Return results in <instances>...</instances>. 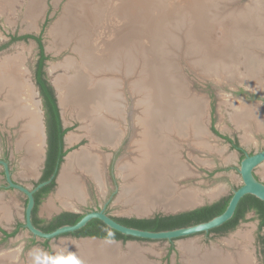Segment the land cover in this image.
<instances>
[{
	"label": "rangeland",
	"instance_id": "1",
	"mask_svg": "<svg viewBox=\"0 0 264 264\" xmlns=\"http://www.w3.org/2000/svg\"><path fill=\"white\" fill-rule=\"evenodd\" d=\"M38 1L8 0L4 5L0 2V62L8 57L19 59L23 78L35 93L34 100L42 116L41 121L47 135L44 104L35 83L39 44L34 38L12 41L11 37L29 35L40 39L49 57L45 67L46 75L55 90L56 97L58 96L57 100L60 101L58 106L63 126L68 129L64 137L66 158L61 164L55 187L42 201L38 214L46 219L53 218L59 211L72 210L82 214L105 208L106 212L113 217L148 219L159 214L182 213L184 210L189 211L192 207L208 204L210 201L216 202L232 195L233 191L241 186L238 169L242 157L224 137L238 142L246 154L251 155L264 150V12L249 11L250 6L260 4L263 0H158L157 3L164 10L160 14L154 12V19L158 16L160 22L157 25V33L155 31L156 36H153L154 40L150 41L147 35L140 32L139 36L131 38L123 46L124 68L126 70L128 61L134 58V73L140 85L146 79L148 61L154 58L158 63L174 66L173 72L182 78V85L186 84L189 87L192 92L191 98L196 97L200 102L203 100L207 102L204 113L202 115L198 113L194 119L195 126L202 129L196 135L197 137L195 133L180 139L173 137L177 157L187 168L188 174L183 179L174 181L175 189L172 195L188 191L194 196L192 201H196L193 206L176 209L161 204V201L167 197H164L165 192L151 191L149 194L138 196L140 188L136 187L139 183L135 177L126 180L123 177L121 164L128 165L133 162L138 166L139 161L146 160L144 156L137 157L133 151V143L144 138V128L138 123V116L136 117L139 125L137 130L133 129L132 118L128 117L123 122L125 130L123 137L113 144L104 143L92 134V119L88 115L81 116L78 105L74 102H67L66 106L62 105L55 81L58 78L69 79L76 74L72 63L79 66L81 57L74 48L86 33L79 29L77 32L69 33L63 45L58 44V40H55L56 37L52 33L55 26L66 15L69 6L80 1L40 0L42 5L37 17L31 14V6ZM192 2L202 7L204 11L201 15L208 18L201 20L197 17L190 6ZM233 3L238 10H231L236 14H228L227 11L230 12V10L227 6ZM175 5L182 6H177L174 11L172 9ZM206 10L209 11L208 14ZM246 13H249L251 27L246 26L248 25L246 23L242 30L240 27L231 25V20L236 18L237 22L238 17L235 16L238 14L246 16ZM200 21L205 30L212 29L211 37L207 40L217 43L218 50L211 51L213 49L205 43L206 40L202 37L203 32L198 28ZM123 25L126 26V20ZM93 35V39L97 35L96 40L99 33L96 32ZM191 47L196 48L192 50ZM131 75L126 77L124 87H126L128 101L133 103L131 89L129 91V85L134 83ZM178 80L180 82V78ZM145 89L138 92L139 100L143 103H145L146 94L149 93V90L144 93ZM3 99L0 96V109ZM244 106H248L245 109L254 108V112L261 115L259 124L253 118H248L247 128L235 122L233 116L237 113L236 110H241ZM95 116H98L97 113H93L92 117ZM22 127L23 121L19 120L16 124H12L7 116L0 112V159L9 163L15 182L33 188L44 166L47 153L46 138L45 154L42 155L41 161L35 170L28 169L25 164L27 151L20 147ZM212 127L218 134L213 132ZM139 128H142V131ZM73 135L75 139L72 141L70 137ZM83 148L89 149L87 152L92 151L95 156H101L99 159L104 160L106 189L102 191L92 176L80 168L76 171V175L84 180L85 191L80 198L70 197L72 206L67 207L59 194L61 171L68 155L80 152ZM139 152L141 154V150ZM133 156H136L135 159H132ZM256 171L259 180L264 182V164L258 166ZM7 185L4 168L0 166V227L8 234L18 230L12 237H7L0 231V264H81L70 254L67 257L66 253L69 252L70 247H74L76 251L80 250V243L84 240L71 235L52 241L34 238L23 226L26 195L8 188ZM131 200H135V203ZM155 200L160 203L156 205ZM47 204L52 205V212L45 210ZM138 204H141L140 209L136 207ZM246 235H248L247 238ZM261 235L263 231L260 230V219L254 212H250L235 230L225 235L199 233L173 241L128 240L117 241V243H119V255L126 257L125 260L128 262L131 259L130 247L140 251L145 264H189L192 257L205 256L214 251L236 252L243 247L249 255L248 264H264L262 245L259 242ZM235 242L240 248L232 245ZM35 252L38 257L33 258Z\"/></svg>",
	"mask_w": 264,
	"mask_h": 264
},
{
	"label": "bare ground",
	"instance_id": "2",
	"mask_svg": "<svg viewBox=\"0 0 264 264\" xmlns=\"http://www.w3.org/2000/svg\"><path fill=\"white\" fill-rule=\"evenodd\" d=\"M77 1L80 3L69 6L66 15L55 26L52 33L59 45H63L69 33L77 32L78 29L86 33L74 48L81 57L79 66L72 63L75 66L76 74L72 78H58L55 81L62 105L66 106L67 102H74L78 105L81 109L80 115H88L92 119V134L104 143L113 144L123 137L125 134L123 122L128 117L132 118L131 126L137 130L139 125L136 117L138 116V123L144 128V138L133 143V151L137 157L144 156L146 160L139 161L138 166L133 162L128 165L121 164L124 179L135 177L139 183L136 187L140 188L138 196L149 194L151 191L165 192L164 197H167L161 201L163 206L176 209L195 205L196 201H192L194 196L188 191L172 195L175 189L174 181L183 179L188 174L187 168L180 163L181 161L177 157L173 137L180 139L190 133H195L196 136L198 132H201L202 129L195 126L194 119L198 113L201 115L204 113L206 100L201 101L202 105L198 98H191L192 92L186 84L182 85L183 80L176 76V72H173L175 68L172 64L158 63L152 57L153 60L148 61L146 79L140 85L134 73V58L128 61L126 70L123 63V46L131 38L139 36L140 32H143L150 41L154 40L153 36H156L155 31L157 33V25L160 23L158 16L154 19V12L160 14L164 8L157 3L158 0ZM0 2L4 5L8 0H0ZM190 4L197 17L201 20L208 18L201 15L204 11L202 7L193 2ZM41 5L40 0L35 5L33 4L31 14L38 17ZM235 5L233 3L227 6V9L230 10V12L227 11L228 14H236L232 12L238 10ZM177 6L181 7L182 5H175L172 10L175 11ZM207 10L206 14L209 12ZM249 11L264 12V0L260 4L250 6ZM245 15L235 16L238 17L237 22L235 18L231 20V25L236 28L240 27L242 30L246 23L248 24L246 26H250L249 13ZM125 20L126 26L123 25ZM199 25L198 28L203 32L202 37L205 38V43L213 49L211 51L218 50L217 43L207 40L208 37H211L212 29L205 30L204 26H201V21ZM96 32L99 35L95 40L97 35L93 39V34ZM149 48H151V44ZM191 48L194 50L196 47ZM21 68V63L17 58L8 57L0 62V96L4 98L0 112L2 115H6L12 124H16L19 120L23 121L20 147L24 148L28 154L25 159L26 166L28 169L35 170L44 154L46 135L41 121L42 116L34 100L35 93L24 80ZM130 75L131 80L134 81L129 85L133 103L128 101L126 87H124V81H127L126 77ZM178 78H180V82ZM144 88H146L144 93L149 90L145 103L140 102L138 97L140 90ZM245 108L248 106L236 110L237 113L233 116L235 122L247 128L248 118H253L259 124L262 119L261 115L254 112V108ZM93 113H97L98 116L92 117ZM139 129L142 131V128ZM74 139V135L70 137V140ZM87 150L83 148L80 152L69 154L62 168L59 194L64 200L63 204L67 207L72 206L69 201L70 197L80 198L85 191L84 180L76 175V171L80 168L92 176L102 191L106 189L104 160L99 159L101 156H95L92 151L89 153ZM136 156H133L132 159H135ZM132 200L131 202L135 203V200ZM158 203L160 201H156L155 204ZM136 207L140 209L141 204ZM45 210L52 212V205L47 204ZM88 239L92 240L83 239L84 241L80 243V250L76 251L74 247H70L66 256L69 257L70 254L81 264H145L140 251L135 247H130L132 260L130 259L128 262L125 260L126 257L123 258L119 255L117 241L100 238ZM232 245L240 248L236 242ZM242 248L236 252H231V250L228 252L214 251L205 256L194 258L191 256L189 264H237V262L248 264L249 255ZM36 257L38 256L35 252L33 258Z\"/></svg>",
	"mask_w": 264,
	"mask_h": 264
},
{
	"label": "trees",
	"instance_id": "3",
	"mask_svg": "<svg viewBox=\"0 0 264 264\" xmlns=\"http://www.w3.org/2000/svg\"><path fill=\"white\" fill-rule=\"evenodd\" d=\"M34 38L39 44V59L38 66L35 72V83L39 89L40 95L43 100L44 109H45V123L47 130V157H46V170L42 177L43 180H46L51 174L56 172V169L61 166L66 151H62L64 148V137L68 132V129L64 128L60 108L58 106V100L55 94V90L51 83L49 82L45 67L46 61L49 59L44 51V46L40 39L34 36H23L15 37L12 36V41L20 39ZM53 150L56 152L54 156V164L52 171L47 174V167L49 166L50 160L53 158ZM59 150V152H58ZM242 154V151H239ZM54 179L52 187L55 186ZM232 195L222 198L212 204H207L200 208H197L192 211H186L174 215H156L152 218H126V217H113L119 223L126 225L128 227H134L142 230L149 231H164L172 230L181 227H187L202 222L211 220L212 218L222 214L227 208L230 198ZM41 202V201H40ZM38 201L34 211V224L42 229L44 232H52L60 226L63 225H73L77 223L83 216L81 213L65 212L61 213L57 217L53 218L47 225L41 226V223L44 222L36 217L38 211V206L40 204ZM251 211H254L258 218L260 219V230L263 231V235L260 236L259 242L262 245V252L264 255V202L259 200L253 195H246L239 203L236 212L232 219L223 224L222 226L213 229L210 233H216L220 235L228 234L229 232L235 230L237 226L245 220L247 214ZM0 231L5 233L0 227ZM18 231V230H17ZM12 234L5 233L7 237H12L16 232ZM73 237H98L106 239H114L118 241H128V240H141L135 239L130 236L122 235L121 233L108 228L102 221L99 219H94L88 223L86 227L77 231L73 234H70Z\"/></svg>",
	"mask_w": 264,
	"mask_h": 264
},
{
	"label": "water",
	"instance_id": "4",
	"mask_svg": "<svg viewBox=\"0 0 264 264\" xmlns=\"http://www.w3.org/2000/svg\"><path fill=\"white\" fill-rule=\"evenodd\" d=\"M47 140H48V136L46 135V145L48 146ZM65 158L66 156L64 157V159ZM263 164H264V150L258 151L251 155L245 154V156L240 161V166L238 169V173L242 181L241 186L233 191V194L230 198L229 204L225 209V211L222 214L206 222H202L187 227L172 229V230L149 231V230H142V229L123 225L118 221H116L113 218V216L108 214L105 208H100L93 211L82 213L83 214L82 218L73 225L67 224L58 227L52 232H44L42 229L37 227L33 222V209L35 207L34 194L37 191L48 186L52 182V180L57 179L61 166L56 169V172L49 180L39 182L33 188H29L27 186L15 182L9 169V163L7 161L0 159V166H3L4 168V173L8 184L7 187L17 190L27 196L28 202L25 210V224L23 226L32 234L34 238H39L48 241H52L59 237L70 235L77 231H80L81 229L86 227L89 222H91L94 219H99L108 228L115 230L121 233L122 235L130 236L135 239L148 240V241H161V240L173 241L176 239L193 236L199 233H210V231H212L213 229L222 226L230 219H232L240 201L246 195H253L259 200L264 202V182L262 180H259L255 175V169ZM213 202L214 201H210L208 204H212ZM205 205L207 204H202L198 207L190 208L189 211L195 210ZM60 212L61 211H59L58 213ZM70 212L78 213L72 210H70ZM182 212H186V210ZM174 214H178V213L173 212L169 215H174ZM88 238H92V237H81L79 239L82 240ZM106 240H112V239H106ZM113 241H118V240H113Z\"/></svg>",
	"mask_w": 264,
	"mask_h": 264
},
{
	"label": "flooded vegetation",
	"instance_id": "5",
	"mask_svg": "<svg viewBox=\"0 0 264 264\" xmlns=\"http://www.w3.org/2000/svg\"><path fill=\"white\" fill-rule=\"evenodd\" d=\"M212 130H213L214 133L218 134V132L216 131L215 128L212 127ZM224 139L227 140L228 143H230L231 146H232L234 149H236V150L238 151V153L240 154V157L243 158V157L245 156L246 153H245L244 149L238 144V142H236V141L230 139L229 137H224ZM63 150H64V148L62 149V151H63ZM239 151H242V154H241ZM58 152H59V150H58ZM55 153H56V152L53 150V158L50 160L49 166L47 167V174H49V173L52 171V169H53ZM46 157H47V153H46ZM46 157H45L44 166H43V168H42V170H41V172H40V175L38 176V179H37V182H36L35 186H36L39 182L49 180V179L53 176V174H51L46 180H43V179H42L44 173H46V172H45V170H46ZM256 170H257V168L255 169V175H256V177L259 179V176L257 175V171H256ZM53 181H54V180H52V182H51L48 186L44 187L43 189L37 191V192L34 194V198H35V207H36L37 202H38V201H39V202L41 201L40 204H39V206H38V211H39V208H40V206H41V204H42V201H43L44 199H46V198L50 195V193L52 192L53 188L55 187V186L52 187ZM55 184H56V181H55ZM26 197H27V196H26ZM26 200H27V199H26ZM27 202H28V201H27ZM27 202H26V205H27ZM35 207H34V209H33V222H34V216H35V215H34ZM38 211H37V213H36V217H37L38 219L44 221V222L41 223V226H45V225H47V224H48L53 218L57 217V216L60 215L61 213L70 212V211H66V210H65L64 212L58 213V214L55 215L53 218H46V219H45L43 216H41L40 214H38ZM251 212H254V211H251ZM73 213H74V212H73ZM249 213H250V212H249ZM254 213H255V212H254ZM255 214H256V213H255Z\"/></svg>",
	"mask_w": 264,
	"mask_h": 264
}]
</instances>
